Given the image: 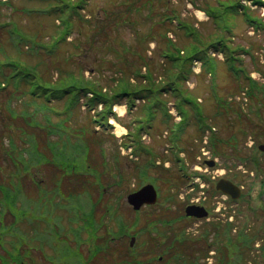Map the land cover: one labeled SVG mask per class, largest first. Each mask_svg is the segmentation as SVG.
I'll return each instance as SVG.
<instances>
[{
    "label": "rangeland",
    "instance_id": "1",
    "mask_svg": "<svg viewBox=\"0 0 264 264\" xmlns=\"http://www.w3.org/2000/svg\"><path fill=\"white\" fill-rule=\"evenodd\" d=\"M10 1L13 5L12 9L11 7L8 8L7 5L0 7V24L10 21L16 24L17 27L29 37H34L35 35L37 37H41L38 39L41 41H45L49 34L57 31L59 19L56 15L45 14V17L44 14H38L41 13V11H37V9H42L43 5H40L37 0H30L31 2L28 0ZM54 1L59 3L62 2V0ZM233 1L235 0H90L80 13L84 18L80 20L78 16L76 21L74 18V32H72L65 43L60 46V50L57 54L51 57H35V55L22 52L20 54V59L23 62L34 66L37 69L39 76L51 84L63 83L65 81V79H63V75H65L66 72H69L71 73L70 75L74 77L72 84H75L77 87H81V85L85 84L88 85V87L91 85L97 90H101L106 95H110L111 90H108L107 88H113L112 80H117L118 78L115 76L121 75V73L114 72L117 68L124 70L127 78H131L132 72L141 68L144 62L143 58L145 57L144 52L146 50V40L150 37L147 33H151L155 36L157 35L159 43H162L163 33L166 31L170 23L165 20L164 24L161 26L158 23L160 17L166 18L169 14L172 15V13H179L182 20L190 22V24L194 25L196 31L200 33V37L205 42L209 40L212 35L215 37L221 32L217 30L219 29V25L215 24L205 13L204 15H200L198 17L195 16L197 10H200L197 4L199 7L207 9L209 6H216L219 2V9L222 13L224 12L225 6L231 4ZM23 8L30 9V13L22 12ZM250 10L251 12L248 13H250L251 17L261 19L264 22V9L256 7L255 9L252 8ZM102 13H113L114 15L110 18H104ZM243 17L244 16L241 15L233 18L232 20L230 19V26L234 30L233 33L223 31L225 34L224 38H227L228 36L231 39V46L235 48L234 54L237 57H241V61L238 60L237 62L238 66L240 65L241 68L244 69L245 73H252L250 77L257 81L262 92L255 90L254 95L251 96L252 99H250V96L248 97L246 95L249 90V80L241 76L240 83H243L244 88L240 93V90L235 86V83L238 82L231 77L232 72L228 68L226 56H222L221 54L213 55L212 49L208 50L207 54L213 60H211L210 63L208 62L205 68L203 67V64H201V74L196 75V72L191 74L188 84H190L192 88H190L187 83L181 84L180 87L186 90L191 97H198V99H200V101L198 100V103H201L204 108L203 112L205 115L203 125H212L215 127V139L228 138L232 132H235L236 134L232 138L235 142L239 139L237 144L243 149L241 155L246 157L248 156V152L251 151L248 161L256 155L259 160H262L261 163H264V155L259 153L256 149L258 143L261 142L264 145V122L260 121L264 120V107L260 106V102H262V104L264 103V25L259 24L257 27L251 28ZM222 23H225L224 20H222ZM99 26L100 29H98ZM3 29L7 30L6 27H3ZM105 29L107 30L106 36H101L103 30ZM173 29L175 30V25ZM58 31H60V29H58ZM174 34L176 40H173V42L176 47L185 49V47L192 45V38L185 36L183 30H178V35L176 33ZM236 46L241 47V49H238V47L236 48ZM0 48L3 50V54L14 56V49L8 40V36L3 30H1V28ZM66 56H69L70 58L65 59ZM0 57L2 58L3 55L1 54ZM146 57L148 58L147 54ZM150 57L152 58L150 59L148 66L154 74H161L164 60L158 54L153 55V52H151ZM206 59L209 58L206 57ZM194 67L200 68L199 66ZM195 70L197 71V69H194V71ZM141 71L142 74L146 73L147 65H145L143 69L141 68ZM57 73L62 74L60 78L63 80H57ZM68 76H66V78ZM112 77L115 78L112 79ZM136 79L138 81L140 80L139 78ZM158 82L163 83V78L161 77ZM29 96L31 95H28V89L26 88L25 92H16L9 95L0 93V131H3L6 135L3 140L0 139V176L6 177L9 169H13L15 171L18 169L20 171L27 170L28 167L24 166L30 160V171L35 172L36 175L29 176L28 174H24L21 176V180H18L16 183L11 180L16 188L22 190L23 200H19V202L28 203L26 197H30L32 199L30 203L35 206L36 201L40 200L43 206V211L47 214L53 213L56 209H63L65 206L62 203H55L57 189L54 187L52 181L50 184L48 182H44L43 184L40 183V188L44 192V195L41 196L39 193H36L38 188L35 191L30 179L34 177L35 181L39 182L37 178L45 179L50 177L51 166L47 167V164H36V149L41 154H45L44 150L47 141L61 146L65 144L66 147L67 143L71 142L69 150L66 153L70 151L71 153L67 156L68 158H71V160H74L70 161V159H67V168L65 170H60L59 175L62 177L63 182H65L66 177L72 173L68 167L70 165H75L76 163L77 175H84V179L88 184L96 182V186L99 188L104 179L103 187H106L107 190L91 191V198L95 202L100 195L102 197L99 202V206L97 207L98 210L94 212V217H96V219H102L103 225L109 222V228L116 232L117 224L111 222L113 219L109 215L104 214V205H111V203L118 199L120 200L119 202L122 203L123 207L125 206V197H121L120 199L118 198L121 193L116 192L117 189H114V185L117 180L119 181V177L127 168V161H125V158L120 155V153L127 154V150L123 151L120 148L116 149L117 144L115 143L117 141L115 137H119L121 135L123 136V134H125L123 124L127 125V122L130 123L133 119L132 116L143 115L145 106L142 105L141 102L136 101L137 107L128 112H126V108L123 104L120 106H114L113 111H116L117 114L121 116L120 123L117 121L113 123L111 119L108 120L107 123L109 125L106 126L105 124L99 125L98 123H93L92 118H98L96 114L100 108L95 110V112H89L85 106L80 105L83 100L82 98H79L77 103L74 102V104L68 108L66 98L68 94H63V97L60 100H55L47 104V106H53L55 112H52V109H47L46 111L38 110L37 106H41V104H43V100L32 99ZM231 96V102L236 101L237 105L235 103L229 104L227 102V100L229 101V99H231ZM164 99L172 101L168 98ZM4 100L8 101L9 107L12 111H14V113L18 111L19 114L24 113L26 118H32L39 124L36 126L34 124L35 122L26 123L27 119L21 117H18V121L14 120L15 117H17L16 113L14 117L9 119L7 117L9 111L3 110L4 105L2 103ZM241 104H243L244 109H242ZM248 105H250L251 108L253 105L256 108H261L262 111H259V113L263 112L260 114L261 118L255 119L253 124L249 122L243 114H241L239 122L236 123V128H232L230 122L224 123V121H221L222 118L218 119L216 116L217 112L218 114L221 112L223 113V110H228L229 107H239L242 109L243 113H251L252 109L247 111ZM198 107L201 108L200 105H198ZM185 108L188 109L187 107ZM6 118L9 120H6ZM166 122L167 123H165L160 117H157L152 121L150 120L149 126H147L149 135L144 140H141L144 146H150L152 149L160 152L161 155H164L167 150H170L169 144H165V137L169 139L171 137L169 130L171 128H175L176 130L175 125H177L175 123L177 120H173V118H170ZM187 122L188 126L185 128L182 136L179 135V137L184 138L187 136H200L201 133H198V121L196 120V117H191ZM145 128L146 127H143V129ZM255 137L259 138V141L251 150L246 143L251 140L250 138ZM94 139L95 144L100 145L104 150L102 152V156L106 154L105 159H109L106 166H103L102 168L100 164H94V161L96 162L95 159L87 158L86 155L80 152H75V155L72 153L73 145L75 144V147H77L80 144L83 145V142L85 144L87 142L90 144V152L92 153L93 149H96L93 142ZM130 140H133V138H130ZM183 145L187 149L184 155L190 162L193 163L192 165H198L200 162L198 158L191 160L189 157V153H191V151L193 153H197L199 151L198 144L192 145L183 143ZM243 145L245 146V150L247 152L244 150ZM224 150L225 144H223L222 153ZM219 155L221 156L222 154L219 153ZM14 158L20 159L19 162L21 164L18 162L15 164L13 160ZM145 158L146 157H144V160ZM144 160L139 162L143 163ZM222 160L227 164L232 165L231 167H233V171L231 172V175H233V173H238L239 179L245 185L244 196L235 200L233 203L229 202L233 204L232 211L230 213L234 216L233 222H236V224L241 227H249L250 229L248 230L250 233H258V237L260 238L259 243L264 244V194L258 195L260 185L264 186V169H257L253 175L244 173L242 170L234 167L233 163H242V165H245L246 162L237 160L236 158L230 156L228 152L227 155L223 154ZM122 163H124L125 166L123 165L122 167ZM181 164L182 162H178L173 165L172 168L176 169L175 172L179 171ZM248 164L249 163H247V165ZM15 166H19V168H16ZM158 169L159 168L155 166L149 167L148 175L156 178L159 175ZM59 175L55 177V180H60ZM125 175L126 173L124 176ZM7 179L9 180V178ZM134 179L135 180L132 181V183L137 184V174ZM165 186L167 188V185L164 184L163 187ZM166 188L164 191H166ZM183 189L185 190V188H181L180 190ZM60 190L63 191L62 188H60ZM82 190L83 188L80 185L78 192H81ZM176 191L178 190L175 189L174 194L171 196L176 200V204L174 205L175 207H172V211L175 212L172 214L181 216V213L178 210H174L179 206V197L181 194L180 191H178V193ZM261 193H264V191H261ZM121 208L122 207L118 208V210L120 209V212L117 213V215H121L123 223H127L126 226L128 227V220H132L135 214L131 213L129 209L125 207ZM148 210L154 211L155 215H159L160 220H171L169 217L170 215L161 213L163 210H159V207H153ZM165 211L168 212L169 210L165 208L164 212ZM223 214L224 215L218 216V220L224 222L226 221L228 214L225 211ZM30 215H32V212ZM42 215L43 213L41 216ZM58 215L61 216L58 217L61 221L60 224H58L59 221L51 219V216H46L45 218L40 219V221L38 219H33L29 223L22 222L19 227L24 230V233L27 232L29 237H33L34 241L47 238L57 231H60L62 234V232H67L71 224L67 222V214L65 212L59 211ZM181 218L177 217V219H175L176 223L174 226L166 223L165 220L161 221L159 225H156L157 231L160 233H167L169 238L172 237L175 231L180 230L176 234V245L179 244V236H182L183 234ZM36 225H39L42 230V234L40 236L33 234V229ZM75 226L74 245L73 240H61L57 235H54L55 245L53 248L54 256H56L55 260H61L63 264H74L75 253L81 255L83 258H88L98 248L100 253L96 254L97 257H95L90 264H103L102 256L99 255L104 253V256L107 258V262L105 264H128L125 256L120 250L116 249L114 252L116 255L111 258L108 253H106L107 247L109 248V246L112 245L117 246L119 244V240L110 242L106 239L100 238L102 235L107 237L110 234L109 231L106 230L105 226H101L93 232L92 227L89 225L88 228L80 234L76 231L80 229L81 224L79 222H75ZM146 226L147 225H145V227ZM194 227L196 230L187 231V234L190 235V233H193L194 237L200 238L202 233L200 231L207 226L201 221H194ZM150 228H154V226L152 225ZM139 229H142L141 225L132 226L131 230L134 232L132 234L137 236ZM83 232H86V234L82 235ZM151 233V235L154 234L153 232ZM233 233L234 231L232 234ZM115 236H117V234H115ZM148 238L150 237L148 236V233L145 232L141 234L140 237L135 239L134 246H136V250L139 254L136 256L138 259L143 260L145 258V254L143 252L152 247L155 243L153 241L149 247L142 248V242H151ZM124 239V245L127 246L129 243V237ZM205 243H209V241H205ZM205 243L203 242V244ZM36 245V243L32 244V251L30 253L32 261L29 264H48V261L44 259V256H46L45 253L43 256L39 252ZM256 249H259L257 245H255L253 250ZM3 252L4 251L1 250V256H4V258L7 259L8 256H6ZM45 252H51L50 247H47ZM233 252L234 251H232V253ZM175 253H179L181 259H186V250L183 248L176 249ZM253 255L254 264H264L262 253L256 251ZM24 260L26 261L25 257ZM0 263H2L1 260ZM250 264H252V262H250Z\"/></svg>",
    "mask_w": 264,
    "mask_h": 264
},
{
    "label": "trees",
    "instance_id": "2",
    "mask_svg": "<svg viewBox=\"0 0 264 264\" xmlns=\"http://www.w3.org/2000/svg\"><path fill=\"white\" fill-rule=\"evenodd\" d=\"M88 1L89 0H75L74 2L72 0H63L61 7L60 6H56V7L58 8V10H62V9L68 10L66 12L75 11V15H76L78 14L77 9L80 10L84 8V5L87 4ZM253 2L260 6H264V1L253 0ZM239 7H240L239 4L236 5L231 4L228 6V8L234 11L238 10ZM216 9L217 8L208 9L207 15L212 19V21L215 24L222 26L224 30H228L229 32L231 26L228 25L227 23L228 21L227 13H216L215 11ZM71 12L66 13L65 18L61 17L62 23L65 25L66 29L70 28L71 26L70 19L73 17L72 14H74ZM58 14H62V13H58ZM113 15H114L113 13L111 14L103 13L104 18H110ZM174 18H178L176 13H172L171 17L169 14L166 20L168 19L172 20ZM222 20H224L225 22L224 25L222 24ZM164 22H165V17L160 18L158 21V23L161 26L164 24ZM176 26L186 27V25H181L180 23H177ZM98 29H100V26ZM14 30L18 31V28L14 27L12 31ZM193 30L191 34L187 35L188 38H192L193 43L192 45L188 46L185 49V54L183 56L179 55V51L181 49L173 47L172 42L168 38L163 39L164 45L157 44L158 48H157V53L155 52V54H160L165 60V66H162V71H161L162 73H164L163 75L166 79L164 83L158 85V83H156L155 81V76L153 75L152 70H149L148 74L144 77V79L146 80L145 84H142L141 81L137 80L138 81L137 83L130 85L129 83L120 80L119 85L114 90H112L111 95H105L104 93H102L101 90L93 89L92 91L94 92V96L89 98V102H91V105L95 106L99 103H102L105 111L109 110L110 112L111 105L113 103H120L121 100L128 98L131 99L132 101L135 99H139V100L148 99L151 105L155 107L156 106L160 107L159 104L160 101H162L160 99L161 97L160 95L164 93H171L174 96H177V94L180 92V89L177 86L179 85L180 82H184L186 79H188V76L191 72L190 66L193 60L196 59V60L204 61L205 56L207 55V51L209 49L222 53L225 52V54L232 60L236 59V57L233 55L234 49L228 43H226L225 39L222 38V35L218 37H210L208 43H205L203 39L200 37V33L198 31L193 32ZM147 34L150 36L147 40V43L149 40L157 39V37L152 35L151 33H147ZM118 71H121V69H119ZM28 72L29 69L27 67H22L19 63H15L12 66L10 74L2 75L3 76L2 82L9 83L10 79L24 78L26 77V74ZM134 74L135 76L138 75V71H136ZM73 88H74L73 96L74 98H76L77 93H75V87ZM162 104L163 103H161L160 105ZM95 163L97 162L94 161V164ZM23 214L24 213H22L21 211H15L13 222L15 223L16 221L20 220L23 217ZM1 216H5V215H1ZM12 230L13 232L21 235V232L18 229L13 228ZM72 233L75 237V228L72 231ZM253 241H254V236L241 235L239 240L241 249L243 248L244 250V248L247 247L249 249Z\"/></svg>",
    "mask_w": 264,
    "mask_h": 264
},
{
    "label": "water",
    "instance_id": "3",
    "mask_svg": "<svg viewBox=\"0 0 264 264\" xmlns=\"http://www.w3.org/2000/svg\"><path fill=\"white\" fill-rule=\"evenodd\" d=\"M139 194H142L145 198H149V194L146 192L141 191Z\"/></svg>",
    "mask_w": 264,
    "mask_h": 264
}]
</instances>
